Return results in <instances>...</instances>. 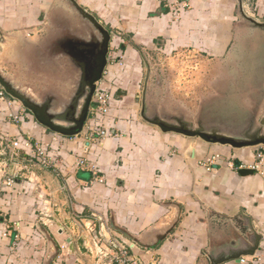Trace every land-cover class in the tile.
I'll list each match as a JSON object with an SVG mask.
<instances>
[{
  "label": "crops",
  "instance_id": "1",
  "mask_svg": "<svg viewBox=\"0 0 264 264\" xmlns=\"http://www.w3.org/2000/svg\"><path fill=\"white\" fill-rule=\"evenodd\" d=\"M76 1L113 36L102 83L111 109L91 121L112 135L93 144L65 137L11 97L0 98V162L7 165L0 170V264H96L90 224L104 241L129 246L140 264H211V254L250 238L251 224L262 236L254 256L264 264V178L239 173L256 148L164 133L141 115L150 53L189 51L221 65L239 64L250 51L264 58V40L243 23L238 2L185 0L189 7L178 13L177 0ZM244 8L264 22V0H244ZM74 29L80 21L65 0H0V68L38 101L65 95L75 79L49 46ZM38 149L53 166L38 161ZM216 154L222 159L208 170L204 161Z\"/></svg>",
  "mask_w": 264,
  "mask_h": 264
},
{
  "label": "water",
  "instance_id": "2",
  "mask_svg": "<svg viewBox=\"0 0 264 264\" xmlns=\"http://www.w3.org/2000/svg\"><path fill=\"white\" fill-rule=\"evenodd\" d=\"M65 1L74 10L80 20V25L83 26L90 39L95 41V46L100 47L98 52L96 48L92 52L94 48H87L85 45L81 47L82 58L87 63L84 64L86 68L82 70L81 75L75 74L74 83L70 85L69 91L65 95L57 92L48 93L42 98L43 101H38L29 92L17 86L1 68L0 86L9 97L30 111L44 127L65 137H75L81 135L88 122L96 83L104 78L109 63L113 36L94 15L80 6L78 1ZM236 1L243 23L249 29L258 32L264 40V22L248 15L244 8V0ZM5 42V34L0 32V45ZM85 50L90 52L86 53ZM250 52L248 58L242 59L239 64L234 62L233 69L230 70L228 66L230 71L227 77L243 79V84L239 81L228 82L229 86H226L225 90H218L219 93L216 96L211 95L204 99L196 114L191 115L183 110L159 112L152 109L146 100L147 78L142 99V118L164 133H175L188 138L200 139L211 145L230 146L234 149L256 148L264 145V75L257 78L255 69H264V58L259 56L258 51ZM87 55L93 56L92 60L88 59ZM58 59L64 60L62 56L57 55ZM246 68L250 72L246 73ZM242 85L244 88L241 87ZM119 94L125 93L120 92ZM239 173L248 176L254 175L255 172L251 169H241ZM250 227V233H252L250 238L236 240L230 245L228 252L211 254V264H224L232 260H240L241 257L254 256L259 249L262 236L251 224Z\"/></svg>",
  "mask_w": 264,
  "mask_h": 264
},
{
  "label": "rangeland",
  "instance_id": "3",
  "mask_svg": "<svg viewBox=\"0 0 264 264\" xmlns=\"http://www.w3.org/2000/svg\"><path fill=\"white\" fill-rule=\"evenodd\" d=\"M176 53L167 57L154 52L147 57L139 89L142 101L148 78L146 100L152 109L196 114L204 99L216 96L218 90H225L228 82L243 84V79L227 77L232 69L229 65L233 62L221 65L209 60L205 63L204 58L199 59L189 51H184L183 55ZM6 166V161L0 162V170Z\"/></svg>",
  "mask_w": 264,
  "mask_h": 264
},
{
  "label": "built area",
  "instance_id": "4",
  "mask_svg": "<svg viewBox=\"0 0 264 264\" xmlns=\"http://www.w3.org/2000/svg\"><path fill=\"white\" fill-rule=\"evenodd\" d=\"M174 12H180L181 9H187L189 4L185 0H177L175 4ZM105 74V73H104ZM103 79L96 83V89L93 97V105L90 108L89 119L86 123L83 132L80 136H83L88 143H100L103 139L112 135L111 131L106 129L97 128L91 123V121L99 118L106 117L111 109L112 94L103 87ZM8 95L5 90L0 86V98L5 99ZM26 111V110H24ZM25 114V113H24ZM26 116V114H25ZM10 117L13 118L15 123H20L22 116L11 114ZM13 148L18 147V142H14ZM38 161L45 167L50 168L54 165L51 159H49L43 151L38 149L36 155ZM221 160V155L216 154L204 161V167L208 170H213L219 164ZM86 163L81 160L79 165L84 166ZM240 169H244V166H240ZM255 173L264 178V145L256 147L255 159L252 165L248 167ZM96 175V173H95ZM99 178V175H96ZM101 178L99 181H102ZM14 180L12 178L8 179V185H13ZM90 224L87 228L90 231V237H94V247L88 248L89 253L95 257L96 264H140L130 253V248L127 245L119 243L115 240L104 241L102 232H96V230ZM96 235H94V234ZM102 259V260H100ZM241 264H262L260 258L252 257H241L239 260Z\"/></svg>",
  "mask_w": 264,
  "mask_h": 264
},
{
  "label": "flooded vegetation",
  "instance_id": "5",
  "mask_svg": "<svg viewBox=\"0 0 264 264\" xmlns=\"http://www.w3.org/2000/svg\"><path fill=\"white\" fill-rule=\"evenodd\" d=\"M84 45L87 48H94L92 52L95 51V48L96 52H98V49H100L99 45L95 46V41L90 39L88 33H86L83 26L80 25L79 30L74 29L65 32L58 40L53 41L49 48L54 52L55 56H62L65 63L64 68L66 69L67 73H70L71 76L75 77V74H78V76L79 74L81 75L82 70H85L86 68V65H84L86 62L81 55L83 51L80 50ZM85 51L86 53L90 52L89 50ZM87 58H91L92 60L93 56L87 55Z\"/></svg>",
  "mask_w": 264,
  "mask_h": 264
}]
</instances>
